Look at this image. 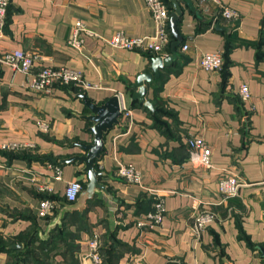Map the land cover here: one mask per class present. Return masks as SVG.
<instances>
[{
    "label": "crops",
    "instance_id": "obj_1",
    "mask_svg": "<svg viewBox=\"0 0 264 264\" xmlns=\"http://www.w3.org/2000/svg\"><path fill=\"white\" fill-rule=\"evenodd\" d=\"M221 1L237 11L236 21L211 20L218 14L213 3L200 11L195 0L194 9L179 0L183 15L177 28L183 41L175 50L153 54L113 48L86 33L81 49L67 43L77 23L102 38L116 32L154 35L156 24L145 0H9L6 23L0 26V57L23 50L35 58L33 72L65 66L80 72L89 87L33 92L31 74L0 61L2 238L45 232L41 195L62 198L67 182L87 181L82 165L53 161L82 154L76 143L92 139V123L81 118L88 110L73 94L86 93L96 104L118 94L132 117L106 135L98 162L111 197L98 192L85 211L66 215L69 244L52 243L48 262L94 264L88 241L97 234L107 264H264V0ZM216 23L227 30L216 29ZM217 51L223 56L221 68H201L200 56ZM157 57L172 60L159 78L143 82L140 100L134 84L140 74L152 73ZM241 84L250 92L246 100L239 95ZM193 136L208 145L209 167L194 160L187 145ZM12 144L18 148L7 147ZM22 150L29 152L26 158L11 153ZM120 164L140 172L139 184L116 175ZM57 165L61 179L54 177ZM231 176L244 185L224 199L219 181ZM156 196L163 199L161 222L138 227ZM202 210L216 217L196 237L192 219ZM10 260L8 252H0V264Z\"/></svg>",
    "mask_w": 264,
    "mask_h": 264
},
{
    "label": "built area",
    "instance_id": "obj_2",
    "mask_svg": "<svg viewBox=\"0 0 264 264\" xmlns=\"http://www.w3.org/2000/svg\"><path fill=\"white\" fill-rule=\"evenodd\" d=\"M198 8L201 11H207V6L210 3L217 6L218 14L226 22H234L238 19V13L228 5L224 4L221 0H195ZM147 8L149 9L151 16L156 24V33L152 36H139L130 37L123 32H116L109 38H102L98 34L85 29L81 23H77L72 31L70 38L67 40L68 45L75 49H81L84 44L83 34H88L95 38H101L107 45L113 48H120L126 50H145L153 54H162L170 43V30L169 14L170 10L165 3V0H145ZM9 0H0V26L5 24L7 8ZM188 44H183L182 50H186ZM0 61L8 64L13 70L23 72L25 74H31L29 81V88L33 92L49 94L55 83L70 84L73 83L76 86L87 88L89 84L86 83L80 72L69 69L65 66L59 68L44 67L37 72H33L35 58L31 54L23 50H8L5 51ZM223 63V56L221 51L217 52H204L200 56V66L207 71H217L221 68ZM239 95L243 100L250 97V92L246 84H241L239 87ZM121 123H128L131 120V110L121 100ZM46 129V125L43 126ZM187 145L194 152V160L205 167L210 166V151L208 145L204 139L199 136H193L188 138ZM8 148L17 149V145H8ZM54 177L61 179L60 167L53 166ZM116 175L124 179L127 183L139 184L140 172L131 165L120 164L117 167ZM243 182L238 176H231L229 178H222L219 181V193L225 199L235 196L238 193V189ZM43 189V188H41ZM47 189V188H46ZM82 184L79 180H72L67 182L64 192L65 201L73 203L77 200L81 190ZM57 207V201L51 199H43L39 204V216L45 217L53 213ZM196 209V208H195ZM164 212L163 199L160 196H156L152 210L147 212L145 218L137 221V226L153 227L159 224L162 220ZM215 214L209 210L195 211L192 219V230L196 237H199L204 229L215 220ZM89 256L93 260L94 264H103L102 257L98 251L100 246V239L97 234L88 241Z\"/></svg>",
    "mask_w": 264,
    "mask_h": 264
},
{
    "label": "water",
    "instance_id": "obj_3",
    "mask_svg": "<svg viewBox=\"0 0 264 264\" xmlns=\"http://www.w3.org/2000/svg\"><path fill=\"white\" fill-rule=\"evenodd\" d=\"M183 1L189 8L194 9L192 0ZM168 2L171 4V11L169 14V28L174 38L170 44V47L171 50H175L183 41V38L178 32L177 28L178 22L183 15V11L179 0H168ZM215 28L227 30L226 28H221L219 23H216ZM168 60L171 61L172 58H153L151 65L152 73L140 74L137 77L134 86L138 87V92L134 94L135 97L139 98L140 100L143 99L145 94L143 82H151L153 78H159L160 69H162L164 66L170 65ZM73 95L80 98L88 110V113L82 115L81 118L92 123V125L88 128V131L92 134V139L89 143H76V145L82 149V154H75L69 158L53 161L60 164L75 163L77 165H82L83 167L81 172L86 175L87 181L85 182L84 187L75 202L67 203L64 201L60 203L61 208L48 222L44 236H47L49 232L57 226H62L63 220L68 213L75 211H85L89 203L95 198L98 192H102L111 197V194L108 190V185L101 181L102 177L106 176V173L98 169V162L103 157L106 135L115 127L122 126L120 121L122 111L121 98L118 94H115L108 98L104 103L96 104L88 99L86 93H77ZM146 105L150 106L149 103H146ZM262 251L264 254V249Z\"/></svg>",
    "mask_w": 264,
    "mask_h": 264
},
{
    "label": "trees",
    "instance_id": "obj_4",
    "mask_svg": "<svg viewBox=\"0 0 264 264\" xmlns=\"http://www.w3.org/2000/svg\"><path fill=\"white\" fill-rule=\"evenodd\" d=\"M165 3L167 4L169 10H171V4L168 2V0H165ZM9 10V5L7 8V14ZM201 11V10H200ZM7 14L5 23L7 20ZM215 16L211 15V20L218 21L219 17L214 18ZM169 27V24H168ZM170 30V28H169ZM173 36L170 32V41L173 40ZM166 51H171V47L166 48ZM54 86H58L61 88H65L72 92H79L80 87L76 86L73 83L70 84H61V83H55ZM53 86V87H54ZM11 153H14V155H22L23 157H27V154H29L28 151L22 150V151H12ZM82 187H84V182L81 183ZM110 191V189H109ZM42 199H51V200H58L59 203L65 201L64 197H59L55 194L45 192L41 195ZM59 197V198H58ZM153 199L150 201V204L153 203ZM57 213V209L53 211L52 214L41 217L44 219L47 223ZM71 215V214H67ZM65 227V221H63L62 226H57L56 228L52 229L47 236H44V232L42 230H32L31 232H25L21 233L18 236H15L12 239H4L0 236V252L5 251L8 252L11 255V260L8 264H51L48 262V257L52 253V247L51 244L54 243H65L66 245L69 244V235L64 233ZM56 242V243H55ZM100 247V246H99ZM103 247V246H102ZM100 247V250L102 249ZM113 247H110L109 250H111ZM99 251V249H98ZM102 251V250H101ZM108 255V253H107ZM102 257L103 264H107L106 257ZM168 264H178L177 262H170Z\"/></svg>",
    "mask_w": 264,
    "mask_h": 264
}]
</instances>
